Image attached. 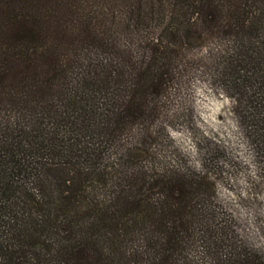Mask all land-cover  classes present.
Instances as JSON below:
<instances>
[{
    "label": "trees",
    "instance_id": "1",
    "mask_svg": "<svg viewBox=\"0 0 264 264\" xmlns=\"http://www.w3.org/2000/svg\"><path fill=\"white\" fill-rule=\"evenodd\" d=\"M209 40L213 77L263 149L264 0H0V264H174L194 234L211 264H246L214 241L205 174L154 181L123 153L99 168L153 117L186 47ZM55 167L75 175L67 196L43 174Z\"/></svg>",
    "mask_w": 264,
    "mask_h": 264
},
{
    "label": "rangeland",
    "instance_id": "2",
    "mask_svg": "<svg viewBox=\"0 0 264 264\" xmlns=\"http://www.w3.org/2000/svg\"><path fill=\"white\" fill-rule=\"evenodd\" d=\"M217 50L216 41L203 45L192 41L181 53L182 62L174 66L164 91L154 98L153 117L133 125L116 146L106 147L99 168L110 172V167L128 162L154 181L171 171L205 174L211 196L205 212L218 229L214 241H224L229 247L226 251L235 257L241 253V263L257 259L256 264H264V148L257 149L244 135L237 118V96L213 77ZM43 174L56 193L62 190V196H67L64 189L75 180L73 171L55 167ZM146 189L143 193L155 197ZM193 238L174 264H211L199 235ZM139 246L135 236L121 247L129 252Z\"/></svg>",
    "mask_w": 264,
    "mask_h": 264
}]
</instances>
